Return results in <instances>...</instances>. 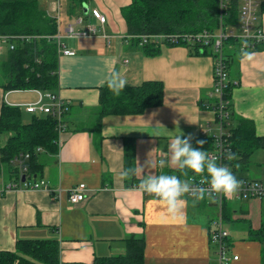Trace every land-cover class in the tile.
<instances>
[{"label":"crops","instance_id":"0c3cea01","mask_svg":"<svg viewBox=\"0 0 264 264\" xmlns=\"http://www.w3.org/2000/svg\"><path fill=\"white\" fill-rule=\"evenodd\" d=\"M131 2L92 0L80 8L70 2L74 13L64 19L59 11L63 42L76 52L58 60L56 94L67 104L63 118L67 127L60 134L59 152H40L42 173L30 179L45 180L50 191L42 188L0 196V251H14L18 240L56 239L61 264H94L97 258L124 253L126 240L136 237L146 241V264H217L210 242L212 222L217 217L215 204L205 198L156 199L145 195L140 185H132L125 166V141L132 140L135 180L146 185L168 179L180 168L181 139L215 140V115L206 106L214 88V56L202 47L190 48L194 46L190 44L164 45L158 55H146L143 46L133 44L122 16V9ZM53 3L40 0L41 7L56 17ZM242 4L243 0L240 23ZM93 9L108 19L103 26L105 34L67 38L69 26L77 31L88 25L101 28L90 15ZM260 10L257 26L264 32V12ZM78 18L84 21L81 26ZM240 23L234 27L237 37ZM242 44L225 43L229 80L234 85L231 106L236 115L255 124L257 136L264 137V48L243 49ZM9 47V43L0 44V64ZM109 81L119 86L162 82L164 102L141 115L102 118L100 89ZM2 85L0 111L4 102L23 108L38 102L37 91L5 92ZM29 92L36 98L16 96L9 101L12 94ZM263 167L264 150H259L248 169L238 171L236 178L264 179ZM1 178V186L12 181L6 170ZM81 184L88 190L86 200L72 204L68 191ZM226 208L229 250L240 258L236 264H264V242L251 240V231L264 225V198L234 200Z\"/></svg>","mask_w":264,"mask_h":264},{"label":"trees","instance_id":"16d2710c","mask_svg":"<svg viewBox=\"0 0 264 264\" xmlns=\"http://www.w3.org/2000/svg\"><path fill=\"white\" fill-rule=\"evenodd\" d=\"M70 1L75 8H80L92 0ZM240 7L241 0H231L221 19L220 0H132L129 6L122 9V16L133 44L139 45L142 37H148L149 41L143 46V50L146 55L155 56L162 51L164 45H179L159 39L165 35L183 38L203 32L215 33L222 20L224 30L235 33L234 27L240 23ZM260 9L264 12V2ZM58 32V19L41 7L40 0H0V36L10 37V43L14 46V49L9 47L6 59L0 64V74L4 77L3 91L57 92L59 45L53 37ZM226 43L235 45L241 42L234 35L229 36ZM180 44L187 45L183 42ZM194 46L190 48H201L199 45ZM263 48L264 43H260L255 49ZM204 49L206 53L213 55L210 46ZM227 64L229 71L228 56ZM233 86L230 82L226 91L231 115L226 128L230 136L226 142L224 162L232 176L236 177L238 171L248 169L257 151L264 150V137L257 136L252 121L233 112ZM164 97L165 87L159 81H146L137 86H119L109 81L100 89L99 115L102 118L109 115H141L149 109L160 107ZM24 115L22 107L6 102L2 104L0 140H5L0 142V176L6 170L11 180L16 181L20 179L21 166L27 169V177H36L42 173L38 149L46 153H57L60 147L58 118L32 114L27 121ZM125 142L126 174L128 179L133 180L132 185L139 186L141 183L134 178V142ZM214 144L212 137L181 139V164L176 175L181 179L210 176L216 165L209 159V155L215 150ZM226 207L227 203L224 217L228 218ZM251 240L264 242V225L258 231H251ZM58 241L18 240L14 251H0V264H61ZM144 252L146 241L131 237L126 240L124 253L97 258L94 264H146Z\"/></svg>","mask_w":264,"mask_h":264},{"label":"built area","instance_id":"2783aa9c","mask_svg":"<svg viewBox=\"0 0 264 264\" xmlns=\"http://www.w3.org/2000/svg\"><path fill=\"white\" fill-rule=\"evenodd\" d=\"M263 2L264 0H243L240 24L241 32L238 36L241 43H243V49L264 43V32L257 26L259 8ZM230 3L231 0H220L221 19L223 18V12L227 10ZM52 5L54 12L59 14L60 0H54ZM92 15L99 22L101 28L95 25H88L83 30L77 31L73 26H69L66 37L86 38L105 34L103 26L107 23V17L98 9H93ZM57 19L59 22V16ZM83 22L82 18H78L77 24L79 26ZM222 22L220 28L215 33L203 32L186 35L183 38L165 35L159 38L162 41H168L172 44H180V42H183L190 45H199L202 48L210 46L213 50L215 61L214 88L210 94L211 102L206 105L210 109L209 111L215 115V122L218 127V134L215 137V150L209 155V159L216 164L212 173L207 177L195 178L192 176L187 179H181L178 175L172 174L168 179H157L149 184L140 185L138 188L145 195L156 199H175L183 196L197 199L198 201L205 198L210 203H214L217 207V217L212 222L210 242L215 249L217 264H236L240 258L238 255H232L229 250L231 234L225 227L224 207L226 203L234 200L249 201L264 198V179H237L232 176L228 167L225 166L224 155L227 153L226 142L230 136L226 128L231 115L230 102L226 98V91L230 80L225 43L229 36L236 34L233 31H225ZM53 39L59 45V57H73L76 55L75 51L67 48L60 32ZM10 40L11 38L8 36H0V44L9 43L10 49H14ZM148 41V37H142V42L139 44L144 46ZM37 95L38 102L27 105V112L30 114H38L39 116L41 114L52 115L58 118L60 120L59 133L61 134L67 127L63 119V115L67 110V104L56 93L37 91ZM40 152H42V149H38V153ZM26 158H29V156H26ZM20 171V179L18 181L12 180L7 185H0V196L8 192L40 190L42 188L50 191L49 187H47L48 183L45 180L41 179L30 182L31 178L26 176L27 169L21 166ZM87 191L85 184L77 185L72 189L70 188L68 191L70 202L72 204H78L85 201Z\"/></svg>","mask_w":264,"mask_h":264},{"label":"rangeland","instance_id":"374dc122","mask_svg":"<svg viewBox=\"0 0 264 264\" xmlns=\"http://www.w3.org/2000/svg\"><path fill=\"white\" fill-rule=\"evenodd\" d=\"M71 2V1H70ZM70 2H69V0H62V3H61V10H60V15H61V17H62V19H64V18H68L69 17V15H70V12H73L74 13V9L72 8V7H70ZM92 11L93 10H91L90 11V15H91V17H93V15H92ZM77 10H75V16H77ZM60 15L57 13V14H55V16L58 18V16L60 17ZM91 19V18H90ZM73 20H74V18H73ZM71 21H72V19H71ZM86 23V22H85ZM62 26H63V23H62ZM3 75L2 74H0V84H3V82H4V77H2ZM33 95V97H35L36 98V95L33 93H23V94H20V95H16V94H12V95H10L9 96V101L11 102V101H13L14 99H15V97L16 96H20V97H22V96H32ZM37 97H38V95H37ZM23 108V107H22ZM23 111H24V118L26 119V120H28V119H30V117H32V114H27L26 113V108H23ZM34 115H36V114H34ZM217 133V132H216ZM262 155V154H261ZM3 178H1V182L3 181L2 180Z\"/></svg>","mask_w":264,"mask_h":264},{"label":"water","instance_id":"95a60500","mask_svg":"<svg viewBox=\"0 0 264 264\" xmlns=\"http://www.w3.org/2000/svg\"><path fill=\"white\" fill-rule=\"evenodd\" d=\"M86 14H88V10H86Z\"/></svg>","mask_w":264,"mask_h":264},{"label":"bare ground","instance_id":"6f19581e","mask_svg":"<svg viewBox=\"0 0 264 264\" xmlns=\"http://www.w3.org/2000/svg\"><path fill=\"white\" fill-rule=\"evenodd\" d=\"M212 143V142H211ZM255 156V155H254Z\"/></svg>","mask_w":264,"mask_h":264}]
</instances>
